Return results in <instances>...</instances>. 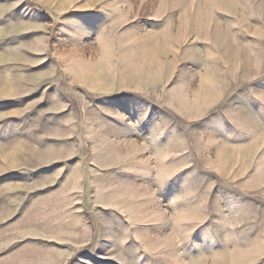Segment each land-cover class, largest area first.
I'll return each instance as SVG.
<instances>
[{"label": "rangeland", "instance_id": "1", "mask_svg": "<svg viewBox=\"0 0 264 264\" xmlns=\"http://www.w3.org/2000/svg\"><path fill=\"white\" fill-rule=\"evenodd\" d=\"M0 264H264V0H0Z\"/></svg>", "mask_w": 264, "mask_h": 264}]
</instances>
